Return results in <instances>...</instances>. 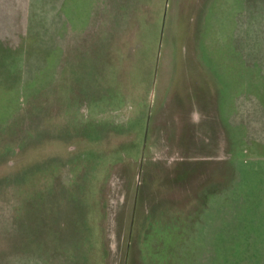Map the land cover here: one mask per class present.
<instances>
[{
  "label": "rangeland",
  "instance_id": "rangeland-1",
  "mask_svg": "<svg viewBox=\"0 0 264 264\" xmlns=\"http://www.w3.org/2000/svg\"><path fill=\"white\" fill-rule=\"evenodd\" d=\"M89 10L29 15L0 61V264H264L229 222L233 141L264 135V109L240 94L231 127L230 79L203 72L264 75V0Z\"/></svg>",
  "mask_w": 264,
  "mask_h": 264
},
{
  "label": "crops",
  "instance_id": "crops-1",
  "mask_svg": "<svg viewBox=\"0 0 264 264\" xmlns=\"http://www.w3.org/2000/svg\"><path fill=\"white\" fill-rule=\"evenodd\" d=\"M94 7V0H0V61L9 62L14 51L26 45V23L29 15L36 14H89ZM25 25V26H24ZM238 58V56H237ZM210 63L208 60L199 63ZM236 71L231 70L228 74L211 71L209 68L203 71L205 74L219 79H230L226 90H222L219 98V112L223 118L225 115L230 121L231 127L241 125L234 121L233 116L238 113V96L240 94L252 95L264 109V75L261 70L253 69L255 66L245 68L246 60H236ZM259 67V66H258ZM206 68V67H205ZM260 68V67H259ZM217 69V67H215ZM259 71V72H258ZM207 76V78H211ZM222 114V115H221ZM244 122V121H243ZM243 125V124H242ZM251 125V124H250ZM244 136L236 138L235 152L231 157L232 163L236 164L235 173L230 178V228L231 239L246 240V247L240 250H264V135H255L253 140L243 145ZM239 145V146H238ZM244 146L245 152L242 150ZM250 149L247 151V149ZM233 153V152H231ZM200 176L202 172L200 171ZM206 174V172H204ZM204 174V175H205ZM213 184L199 188V198H203V191L206 194L205 206L216 209V202L220 199L221 190L219 185L216 189V175L213 174ZM217 177V183H218ZM206 185V183H205ZM208 201V202H207ZM202 205V204H201ZM219 221L216 213L207 214L205 222L208 224L207 233L213 228V238L216 237L215 225ZM213 224V225H212ZM206 233V232H205ZM235 233V234H234ZM209 237V235L207 236Z\"/></svg>",
  "mask_w": 264,
  "mask_h": 264
}]
</instances>
